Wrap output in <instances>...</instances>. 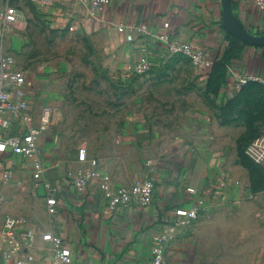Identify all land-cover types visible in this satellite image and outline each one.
I'll use <instances>...</instances> for the list:
<instances>
[{
	"label": "crops",
	"instance_id": "0c3cea01",
	"mask_svg": "<svg viewBox=\"0 0 264 264\" xmlns=\"http://www.w3.org/2000/svg\"><path fill=\"white\" fill-rule=\"evenodd\" d=\"M8 1L20 14L15 23L19 32L26 29L22 14L31 11L51 28L84 38L92 56L83 66H102L112 76L118 70L123 76L124 63L137 60L144 45L159 63L156 36L167 32L172 39L189 41L211 60L209 68L194 70L207 84L219 80L221 90L230 92L240 77L264 79V46L247 45L225 30L221 0H109L96 16H91L81 0L42 9L29 0ZM231 6L249 34H264V10L253 0H231ZM141 23L147 25L148 33L128 42V27ZM8 27L0 26V32ZM0 45L6 49L3 42ZM233 45L237 51L224 56ZM15 60L26 73L27 98L34 112L31 121L16 119L7 132L21 134L39 123L44 107L52 110L50 126L37 139V153L45 168L44 181L55 189L51 194L57 206L55 213L48 212L44 181L33 179L28 161L11 153L0 154V264H16V260L20 264H60L53 260L49 243L41 239L47 232L59 234L70 248L69 264H151L153 236L164 229L175 209L194 206L199 209L198 217L176 228L168 241L167 264H264V181L237 177L230 166L219 162L218 149L206 136H190L195 137L191 145L163 143L156 138L162 135L138 130L139 124L130 118L100 126L85 121V116L77 119L69 106L75 103L68 96L77 89L73 83L77 78L94 79L99 71H77L62 63L34 70ZM73 137L118 140L113 149L100 145L94 150L88 142ZM80 147L88 159L96 160L95 168L111 176L115 186L129 187L138 179L151 178L152 201L110 211L95 183L77 190L74 178L93 168L88 159H78ZM148 159L153 160L152 166L146 164ZM257 166L264 169V161ZM7 171L11 172L8 178L3 175ZM222 178L226 180L223 187L219 184ZM5 217L17 220L14 244L21 247L8 260L4 257L10 246L4 233Z\"/></svg>",
	"mask_w": 264,
	"mask_h": 264
},
{
	"label": "rangeland",
	"instance_id": "374dc122",
	"mask_svg": "<svg viewBox=\"0 0 264 264\" xmlns=\"http://www.w3.org/2000/svg\"><path fill=\"white\" fill-rule=\"evenodd\" d=\"M30 12L22 14L25 31L10 25L0 32V42L24 68L44 70L62 63L77 71H99L94 79L77 78L73 83L77 89L66 94L75 100L69 106L77 119L85 116V121L100 126L130 118L139 124L138 130L162 135L156 138L163 143L191 145L195 137L190 136H206L218 149L219 162L224 161L237 177L262 184L264 169L244 155L246 145L264 135V86L260 82L223 91L219 80L207 84L196 77L195 65L185 55L171 56L161 69L143 75L121 76L118 70L112 76L102 66H83L92 56L84 38L51 28ZM73 138L88 142L94 150L100 145L113 149L118 140Z\"/></svg>",
	"mask_w": 264,
	"mask_h": 264
},
{
	"label": "built area",
	"instance_id": "2783aa9c",
	"mask_svg": "<svg viewBox=\"0 0 264 264\" xmlns=\"http://www.w3.org/2000/svg\"><path fill=\"white\" fill-rule=\"evenodd\" d=\"M36 8H44L63 3L65 0H29ZM89 7L91 16L101 13L109 0H81ZM256 5L264 10V0H253ZM1 4V3H0ZM20 14L18 9L11 5L8 0H2L0 5V26L7 27L18 22ZM148 33L145 23L130 25L127 29L126 40L133 42L137 36ZM160 53V61L151 59L147 46L140 48V57L137 60L124 63L122 69L126 76H137L149 73L165 64L167 59L175 55H185L191 59L198 69L205 70L211 66L204 51L192 48L189 41L184 39H172L167 32L156 36ZM249 82H260L264 86V79L259 76H243L237 79L236 88L239 89ZM28 81L23 69L16 66L15 57L0 45V154L11 153L28 161L31 167L32 177L36 181H44L45 168L37 153V139L41 133L46 131L52 121V110L44 107L39 116V123L35 126L29 125L25 132L21 134L8 133L7 130L12 126L16 119L31 121L33 107L27 98ZM245 157L256 164L264 161V135L249 142L244 149ZM78 159L87 161V153L84 147L78 149ZM92 165L90 171L80 173L74 178L73 183L77 190L83 191L90 183H95L98 190L106 202L110 211H115L120 206H130L139 204L148 205L153 198L154 184L151 178L138 179L129 187L115 186L111 176L97 168L95 159H88ZM148 166H152L153 160L146 161ZM10 171L3 173L4 177H10ZM221 187L226 186L224 178L219 180ZM44 186L48 192L46 197L47 210L49 213L56 212L57 200L51 194L55 189L48 182L44 181ZM198 207L191 208L179 207L174 210L173 217L168 220L165 227L156 233L153 238L151 249V264H167L165 250L168 241L172 237L176 228L181 225H189L198 217ZM17 220L12 217L4 218V233L6 241L10 245L4 257L6 260L15 256L21 247L14 244V226ZM31 238V235H29ZM41 239L50 245L52 257L55 263L69 264L72 253L65 245L59 234L47 232L41 235ZM16 264H20L16 260Z\"/></svg>",
	"mask_w": 264,
	"mask_h": 264
},
{
	"label": "water",
	"instance_id": "95a60500",
	"mask_svg": "<svg viewBox=\"0 0 264 264\" xmlns=\"http://www.w3.org/2000/svg\"><path fill=\"white\" fill-rule=\"evenodd\" d=\"M221 6L223 27L228 33L247 45L264 46V34L253 36L246 31L232 11L231 0H221Z\"/></svg>",
	"mask_w": 264,
	"mask_h": 264
},
{
	"label": "trees",
	"instance_id": "16d2710c",
	"mask_svg": "<svg viewBox=\"0 0 264 264\" xmlns=\"http://www.w3.org/2000/svg\"><path fill=\"white\" fill-rule=\"evenodd\" d=\"M237 49L238 48L233 45V47L231 49H226V51L224 52V56H226V57L232 56L237 51Z\"/></svg>",
	"mask_w": 264,
	"mask_h": 264
}]
</instances>
